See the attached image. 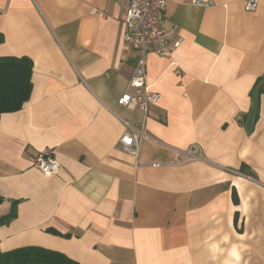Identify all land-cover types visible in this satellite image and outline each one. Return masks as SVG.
<instances>
[{
  "label": "crops",
  "instance_id": "obj_1",
  "mask_svg": "<svg viewBox=\"0 0 264 264\" xmlns=\"http://www.w3.org/2000/svg\"><path fill=\"white\" fill-rule=\"evenodd\" d=\"M244 1H167L182 44L148 54L160 100L145 113L118 103L138 54L125 0H0V57L34 63L30 99L0 117V216L16 210L1 252L264 264V0ZM131 128L143 131L138 157L120 142ZM46 150L56 174L34 165Z\"/></svg>",
  "mask_w": 264,
  "mask_h": 264
},
{
  "label": "built area",
  "instance_id": "obj_2",
  "mask_svg": "<svg viewBox=\"0 0 264 264\" xmlns=\"http://www.w3.org/2000/svg\"><path fill=\"white\" fill-rule=\"evenodd\" d=\"M126 32L125 41L138 53L137 64L130 80L131 92H126L118 98V103L131 109L147 113L160 100V94L153 91L147 82V56L151 52L170 56L181 46V39H173L166 24V9L168 0H125ZM198 5H210L211 0H195ZM246 10H255L258 0H245ZM125 124L129 125L126 121ZM143 131L131 128L124 132L120 142L123 148L139 156ZM34 165L44 174L53 175L59 172L60 164L53 156V151H42ZM153 165L158 166L159 163Z\"/></svg>",
  "mask_w": 264,
  "mask_h": 264
},
{
  "label": "trees",
  "instance_id": "obj_3",
  "mask_svg": "<svg viewBox=\"0 0 264 264\" xmlns=\"http://www.w3.org/2000/svg\"><path fill=\"white\" fill-rule=\"evenodd\" d=\"M34 63L28 56L0 57V117L3 113L18 111L30 99ZM4 197L0 195V203ZM16 217L15 208L0 216V226L9 224ZM0 264H81L63 252L42 247H22L0 251Z\"/></svg>",
  "mask_w": 264,
  "mask_h": 264
}]
</instances>
